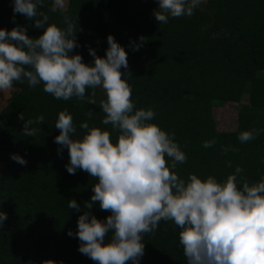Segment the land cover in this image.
<instances>
[{
	"label": "trees",
	"instance_id": "trees-1",
	"mask_svg": "<svg viewBox=\"0 0 264 264\" xmlns=\"http://www.w3.org/2000/svg\"><path fill=\"white\" fill-rule=\"evenodd\" d=\"M12 5L13 0H0V28L20 25L30 37L41 35L43 29L14 14ZM156 8L157 0H67L63 9L43 0L38 11L62 29L67 27L65 17L76 22L80 47L70 55L80 54L84 63H92L89 48L105 56L108 35L124 48L128 69L121 71L131 74L123 79L132 89L136 108L152 109L151 122L174 133L187 156L174 169L181 178L195 174L223 182L239 166L243 172L238 184L260 181L264 178V0H204L191 16H170L166 24L155 20ZM133 45H139L138 50ZM12 88L0 109V212L7 215L0 225V264H96L78 251L75 235H68L69 230L75 234L81 212L68 208L67 201L74 199L83 209L97 181L79 169L75 175L67 172L68 151L58 153L54 137L59 134L55 120L67 111L77 128L75 138L85 131L79 125L87 122L110 131L116 143L118 133L101 123L105 114L99 101L105 98L104 91L95 89L97 104L91 105L76 98L57 100L43 91L42 84L29 88L27 82H14ZM92 91L86 89V96ZM243 94L247 101L236 109V128L216 132L210 100L237 103ZM21 113L25 121L44 116V124L30 125L41 129L34 137L23 135ZM257 130L254 139L238 140L241 132ZM213 139L212 147H203L204 141ZM12 154L25 159L26 165L12 160ZM92 213L100 220L110 214L100 210L98 202ZM179 231L174 222L161 220L154 232L144 234L139 264H187Z\"/></svg>",
	"mask_w": 264,
	"mask_h": 264
},
{
	"label": "clouds",
	"instance_id": "clouds-1",
	"mask_svg": "<svg viewBox=\"0 0 264 264\" xmlns=\"http://www.w3.org/2000/svg\"><path fill=\"white\" fill-rule=\"evenodd\" d=\"M198 3L157 0L153 15L166 24L170 16H191ZM42 6L43 0H13V13L34 20L31 26L43 31L33 38L24 26L0 28V91L10 90L14 82H27L29 88L42 84L43 91L57 100L76 98L96 105L95 89L101 88L105 94L99 101L105 114L101 123L118 133L113 143L110 131L82 122L79 127L85 131L75 138L77 128L71 114L61 111L55 120L59 134L54 142L59 145L58 153L64 148L68 151L67 172L75 175L79 169L97 181L83 209L74 199L67 201L68 208L81 212L75 234L68 232L80 241L78 251L96 264H139L145 251L144 234L154 232L164 220L180 229L179 243L187 264H264V178L238 184L243 172L239 166L223 182L195 174L181 178L174 169L187 156L174 133L151 122L152 109L136 108L132 89L123 79L131 74L121 71L128 69L124 48L108 35L105 56L89 48L92 63H84L80 54L70 55L80 47L76 22L65 17L64 29L49 23V17L38 11ZM138 47L133 45V50ZM86 89L93 90L90 96ZM92 115L89 110L87 116ZM18 118L24 121L21 131L26 137L41 130L30 125L45 122L42 115L25 121L21 113ZM257 134L258 130L243 131L238 140L245 143ZM215 143V139L204 141L203 147ZM10 158L20 165L27 163L16 154ZM97 202L100 210L110 213L103 220L92 213ZM6 219L0 212V225Z\"/></svg>",
	"mask_w": 264,
	"mask_h": 264
},
{
	"label": "rangeland",
	"instance_id": "rangeland-1",
	"mask_svg": "<svg viewBox=\"0 0 264 264\" xmlns=\"http://www.w3.org/2000/svg\"><path fill=\"white\" fill-rule=\"evenodd\" d=\"M67 0H61V3L58 4L56 0H52V4L55 7H58L60 9H63L66 5ZM204 0H199V3L197 4V8L203 7ZM13 90L11 88L10 90L0 91V109L5 104L10 92ZM98 90L101 92L102 89L98 88ZM247 94H243L239 102H225L220 103L217 100H210L209 104V112H210V118L211 123L216 132H227V131H233L236 128V109L238 106L242 103H246L247 101ZM1 167V163H0Z\"/></svg>",
	"mask_w": 264,
	"mask_h": 264
}]
</instances>
